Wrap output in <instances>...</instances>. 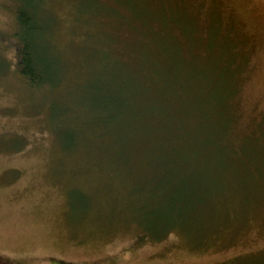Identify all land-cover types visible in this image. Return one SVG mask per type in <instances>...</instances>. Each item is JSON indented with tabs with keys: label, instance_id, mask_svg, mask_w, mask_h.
I'll list each match as a JSON object with an SVG mask.
<instances>
[{
	"label": "rangeland",
	"instance_id": "obj_1",
	"mask_svg": "<svg viewBox=\"0 0 264 264\" xmlns=\"http://www.w3.org/2000/svg\"><path fill=\"white\" fill-rule=\"evenodd\" d=\"M13 10L0 0L11 46ZM40 17L39 87L0 41V264H264V0H45ZM177 35L198 53L222 37L241 48L219 140L239 164L176 167L167 180L139 52Z\"/></svg>",
	"mask_w": 264,
	"mask_h": 264
},
{
	"label": "trees",
	"instance_id": "obj_2",
	"mask_svg": "<svg viewBox=\"0 0 264 264\" xmlns=\"http://www.w3.org/2000/svg\"><path fill=\"white\" fill-rule=\"evenodd\" d=\"M11 4L14 6L15 17V30L11 35L15 38V43L11 46V40H4L3 37L0 41L4 47H11L14 51L12 56L15 59L14 71L17 75L28 86L39 87L44 82V68L38 60L37 40L41 32L40 11L45 7V0H11ZM143 8L150 9V6ZM149 17L156 18L153 13L147 17L134 14L138 24H143V20ZM154 24L156 28L153 33L155 32L157 37L161 36L168 26V22L159 19L158 23ZM182 40L185 41L182 37L178 38V35L164 39L165 42L158 38L157 42L151 43L149 54L141 50L139 52L142 53L143 59L146 55L147 61L152 62L149 88H156L150 91V101L154 109L152 114L149 113L153 132L158 138L153 141L156 143L153 156L157 157L158 166L167 167V172H171H168L167 180L175 179L176 167L178 173L187 175L190 164L197 167L212 164L216 171L220 166L218 161L223 164L226 158V167L232 161L234 166L235 162L239 164L235 156L227 155L225 144H220L219 140L224 133L222 118L225 114L221 106L233 99L241 84V73L245 67H242L243 55L239 54L241 48L236 42L222 37V40L218 39L215 44L209 42L205 45L204 42V54L198 53L186 41L183 45ZM169 49L173 50L171 61L167 55ZM183 49L189 53H184ZM138 89L140 93L137 91V94L141 97L147 92V87L142 84ZM117 93L121 94L118 96ZM117 93L116 117L122 113L121 106L126 101L123 87ZM133 95L138 96L132 93ZM206 152L212 154L211 162V156L205 158ZM170 168L174 170L171 171ZM226 175L224 170L217 178L221 180ZM215 184L218 182L213 183ZM182 185L186 186L185 181ZM204 190L205 188L197 191L199 201L200 197L204 196ZM215 193L218 194L216 190ZM142 240L144 239H139Z\"/></svg>",
	"mask_w": 264,
	"mask_h": 264
}]
</instances>
